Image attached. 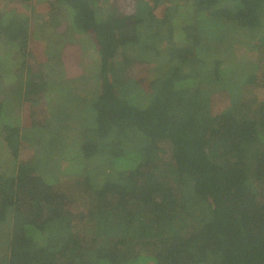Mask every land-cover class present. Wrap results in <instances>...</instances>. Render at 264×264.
<instances>
[{
	"label": "trees",
	"instance_id": "obj_1",
	"mask_svg": "<svg viewBox=\"0 0 264 264\" xmlns=\"http://www.w3.org/2000/svg\"><path fill=\"white\" fill-rule=\"evenodd\" d=\"M263 89L264 0H0V264H264Z\"/></svg>",
	"mask_w": 264,
	"mask_h": 264
},
{
	"label": "rangeland",
	"instance_id": "obj_2",
	"mask_svg": "<svg viewBox=\"0 0 264 264\" xmlns=\"http://www.w3.org/2000/svg\"><path fill=\"white\" fill-rule=\"evenodd\" d=\"M14 5V4H13ZM71 46V44H69V47ZM40 50V48H39ZM65 56H66V60L69 62L70 64V69L71 72L69 73V77H74V76H78L83 72V66L87 65V60L84 57L82 60L81 58V53L77 48L74 47H70L68 48V50H66L65 52ZM20 58H18L17 61H19ZM14 63V62H13ZM81 64V65H79ZM14 65H17L16 63H14ZM82 66V68H81ZM254 100L255 102H253L254 106L260 104L261 101H259V99L263 98L264 99V89L263 90H256L255 94H254ZM259 98V99H258ZM248 100H251L248 98ZM216 102V106H215V111L218 112V110H223L224 108H226L227 106H229V100H228V96L226 95H221L219 96L218 100L214 101V105ZM238 106V110H240L241 114H245L247 111L250 110V108L247 105V102L244 101L242 99L241 102H239ZM258 107V106H257ZM4 112L7 113V115L3 118H5L7 121L11 122V124L14 125H18L22 122V112H21V107L16 106H10L7 107L5 106ZM46 109V110H45ZM49 108L45 105L44 107V112H43V116L48 117V114L50 113V110H48ZM64 132L69 133V130H64ZM69 136V135H67ZM72 138L68 137V140H71Z\"/></svg>",
	"mask_w": 264,
	"mask_h": 264
}]
</instances>
